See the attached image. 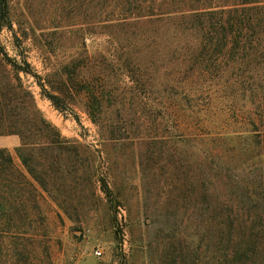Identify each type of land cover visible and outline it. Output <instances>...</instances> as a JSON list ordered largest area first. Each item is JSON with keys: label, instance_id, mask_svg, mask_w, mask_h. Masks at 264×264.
Wrapping results in <instances>:
<instances>
[{"label": "rangeland", "instance_id": "rangeland-1", "mask_svg": "<svg viewBox=\"0 0 264 264\" xmlns=\"http://www.w3.org/2000/svg\"><path fill=\"white\" fill-rule=\"evenodd\" d=\"M5 6L13 30H0V43L10 60L26 56L30 74L17 75L0 57V103L14 110L19 78L68 141V151L57 155L58 164L68 166L53 179L54 201L44 193L33 201L30 189L21 193L26 216L10 217L23 233L0 238V264H170L175 257L179 262L184 248L192 250L198 240L196 196L186 190L200 181V147L188 150L176 142L158 150L147 140L151 127L140 107L146 103L148 109L149 91L159 89L170 71L166 63L174 54L173 64H182L193 40L171 26L166 32L164 24L115 26L119 11L104 13L103 0H5ZM152 28L159 34L154 43L145 32ZM126 59L141 67L137 77L145 94L122 69ZM75 75L100 76L119 103L133 104L140 135L124 143L103 140L82 95L72 94L69 109L60 112L41 96L34 78L40 77L48 92H59ZM221 88L209 98L194 97L198 107L181 113L182 129L189 126L192 135L204 133L208 142L221 137L226 144L246 134L251 106L245 100L233 103L242 109V118L233 119L231 97L223 98L229 92Z\"/></svg>", "mask_w": 264, "mask_h": 264}, {"label": "trees", "instance_id": "trees-1", "mask_svg": "<svg viewBox=\"0 0 264 264\" xmlns=\"http://www.w3.org/2000/svg\"><path fill=\"white\" fill-rule=\"evenodd\" d=\"M103 6L104 13L119 11L115 26L130 29L140 22L164 24L166 32L171 26L195 43L179 66L173 64V54L159 89L149 91L148 109L146 103L140 107L141 117L151 127L147 135L151 145L158 150L176 142L188 150L197 145L202 155L200 181L186 190L196 196L197 244L192 250L184 248L179 262L175 257L170 264H264V0H103ZM134 17L136 21L131 20ZM3 28L13 30L5 0H0V30ZM145 30L154 43L158 29ZM0 57L17 75L30 74L24 54L19 61L10 60L0 43ZM121 67L140 94H145V83L137 77L141 67L130 59L121 62ZM34 78L41 96L60 112L69 109L67 100L72 94L82 95L85 113L98 126L103 140L124 143L140 135L133 104L125 107L123 101L119 103L104 78L75 75L62 83L59 92H48L40 77ZM17 81L14 110H5L0 103V137L19 139L13 150L0 148L1 240L11 232L23 233L10 217L26 216L21 193L30 189L33 201L43 198V193L54 201L53 179L68 166L57 160L58 154L68 151V141L44 118L21 80ZM218 85L229 92L222 97H231L233 119L242 118V109L233 103L245 100L252 108L245 118L249 130L235 141L229 139L230 146L221 137L208 142L204 133L192 135L189 126L181 128V113L198 107L194 97L209 98ZM209 143L215 146L209 148Z\"/></svg>", "mask_w": 264, "mask_h": 264}, {"label": "crops", "instance_id": "crops-1", "mask_svg": "<svg viewBox=\"0 0 264 264\" xmlns=\"http://www.w3.org/2000/svg\"><path fill=\"white\" fill-rule=\"evenodd\" d=\"M19 145V139L14 136L10 137H0V148H10Z\"/></svg>", "mask_w": 264, "mask_h": 264}, {"label": "built area", "instance_id": "built-area-1", "mask_svg": "<svg viewBox=\"0 0 264 264\" xmlns=\"http://www.w3.org/2000/svg\"><path fill=\"white\" fill-rule=\"evenodd\" d=\"M96 255L100 256V255H101V252H99V251H98V252H96Z\"/></svg>", "mask_w": 264, "mask_h": 264}]
</instances>
